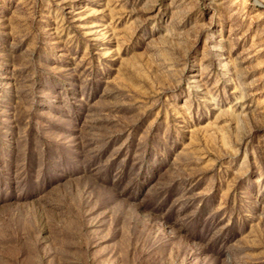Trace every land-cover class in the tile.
Instances as JSON below:
<instances>
[{
    "label": "rangeland",
    "instance_id": "rangeland-1",
    "mask_svg": "<svg viewBox=\"0 0 264 264\" xmlns=\"http://www.w3.org/2000/svg\"><path fill=\"white\" fill-rule=\"evenodd\" d=\"M0 264H264V0H0Z\"/></svg>",
    "mask_w": 264,
    "mask_h": 264
}]
</instances>
